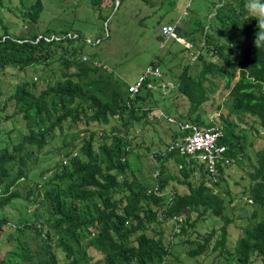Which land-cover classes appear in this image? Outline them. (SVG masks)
Here are the masks:
<instances>
[{"label":"trees","instance_id":"16d2710c","mask_svg":"<svg viewBox=\"0 0 264 264\" xmlns=\"http://www.w3.org/2000/svg\"><path fill=\"white\" fill-rule=\"evenodd\" d=\"M99 1L88 0V7L96 22L98 19L105 23L124 0H119L117 7L116 0ZM138 1L151 8L173 5V0ZM245 4L246 0H217L212 5L210 23L199 32L200 45L194 44L198 47L194 68L198 63L199 69L192 74L193 62L185 65L174 77V88L170 90V93L176 90L187 103L188 114L181 112L178 120L198 126L213 125L205 124L198 115L192 120L190 117L208 100L206 84L211 85V79L219 77L225 81L231 97L230 113L256 119L264 131V47L254 46L258 22ZM0 5L3 6L2 0ZM21 10L22 21L29 28L23 35L12 38L3 26L0 73L7 67H18L25 72L28 68L49 67L54 63L60 77L56 78L52 72L56 78L53 83L43 76L36 78L37 81L30 78L18 84L10 98L15 105L13 115L21 116L26 133L0 148V242L10 241L7 230L17 234L28 232L40 240L42 259L36 260L39 253H32L28 244L17 238L18 244L5 252L0 264H11L17 259L20 262L15 264H62L55 249L63 253V264H166L173 245L164 236L162 225L167 221H171V236H184L185 242L193 246L187 251L192 259L207 255L210 249V253L217 252L226 264H264V138L255 154V164L247 174L249 186L244 191L254 208L250 216L252 224L243 229L236 245L229 250L228 227L234 222L226 214L224 196L214 190L224 181L230 165H217L216 174L211 176L203 164L173 151L167 152L166 159L174 161L182 178L164 177L157 181L156 191L130 179L127 175V156L131 152L129 129L157 107L154 90L159 89L163 94L157 82L146 79L131 98L128 86L122 89L108 78L106 71L94 64V57L89 62L83 60L90 42L71 28L72 22L69 28L56 31L40 28L39 19L44 11L41 0L22 6ZM99 30L102 32L103 26ZM158 39L162 40L161 36ZM151 64L159 67L154 62ZM165 68L169 70L168 65ZM83 116L86 124L107 126L114 120L122 131L114 126L109 134L100 136L98 143L94 141L97 135L90 132L78 145V155L73 152L75 148L65 144L64 154L58 152L67 164H54V172L49 176H46L49 170L43 168L38 173L39 179H32L30 172L48 160L50 152L44 149L57 137L56 132ZM216 123L223 130L226 154L235 163L244 161L243 130L240 128L236 133L233 124L221 116ZM177 137L175 131L172 140ZM153 157L161 160L160 154ZM195 175L200 176L197 185L190 181ZM168 179L186 186L188 192H175L172 200L165 203L161 194ZM223 193L228 195L227 191ZM16 201L24 203L25 215L17 226L10 225L2 214ZM31 208L34 210L27 217ZM206 214L220 220L222 225L200 237L195 229ZM189 230L197 236L192 238Z\"/></svg>","mask_w":264,"mask_h":264},{"label":"rangeland","instance_id":"374dc122","mask_svg":"<svg viewBox=\"0 0 264 264\" xmlns=\"http://www.w3.org/2000/svg\"><path fill=\"white\" fill-rule=\"evenodd\" d=\"M41 1L44 4V11L39 19L40 28L56 31L69 28L68 25L72 22L71 28L77 30L85 36L87 42H90L91 47L87 49V54L82 55L83 60L89 62L94 57V64L102 67L106 71L107 77L117 82L122 89L130 84H135L145 74L146 68L152 62L159 64L163 82L173 84L174 77L178 76L182 68L191 62H193L191 73L196 74L199 69L198 63L194 68L198 47L194 44L195 42L199 43V32L202 29L205 30V27L210 23L209 14L213 10L212 5L217 3V0H173L171 7L155 5L151 8L138 0H124L119 9L117 11L114 9L104 23L98 19L97 22L94 20L95 14L91 13L88 0ZM34 2L35 0H2L0 33L3 32V26H5L12 38L23 35L29 27L22 21L21 9L22 6L28 7ZM95 2L100 1L95 0ZM250 15L252 14L250 13ZM167 22L177 26L180 30L177 40L158 39L160 27ZM101 26H103L102 32L99 30ZM167 65L170 71L165 70ZM56 70L57 64L53 63L49 67L28 68L25 72L18 67H7L0 73V148L10 141L15 142L22 134L26 133L21 116L13 115L15 105L10 98L16 86L30 78L37 81L36 78L39 76L46 77L48 82L53 83L54 79L60 77ZM52 72L55 73L56 78H53ZM99 74L101 73L99 72ZM211 81V85L206 84L209 90L208 100L198 108L197 114L191 116L190 119L192 120L198 115L201 121L207 124L209 122L216 123L220 116L226 118L233 124L236 133L240 131V128L243 130L241 133V136L243 135L242 143L246 145L245 160L232 163L226 169L224 181L214 190L221 192L224 196L227 206L226 214L234 222L228 227V249L232 250L241 237L243 229L252 224L250 216L254 208L249 205L244 191L248 189L247 174L254 166L255 154L263 144L264 131L256 119L230 113L231 97L225 87V81L219 77L212 78ZM39 88H43L42 82ZM153 97L157 107L144 120L133 123L132 129H129L128 139L131 140V152L127 156L129 167L127 175L130 179H135L142 186L150 189H154L157 186V181L164 177L182 178L174 161L166 159V147L173 141L172 135L177 130V126L168 123L165 117L178 120V114L188 110L187 103L178 96L176 90H173L172 93L166 90L162 94L159 89H156ZM159 111L163 115H158ZM180 116L182 117V115ZM114 126L122 131V127L114 120H111L107 126L96 123L86 124L84 116L76 123L64 124L56 132L57 137L44 149V151L50 152L48 160L45 163H39L40 165L38 164L39 166L37 165L30 172V177L35 181L39 179L38 173L43 168L49 170L46 176L53 174L54 167L52 166L58 162L63 164V161L66 160L59 153L63 152L65 148L67 149L65 144H70L72 148L76 149L73 152H77L78 145L84 138H88L90 132L97 135L94 141L98 143L101 141L100 136L103 133L109 134ZM250 144H252L251 147H249ZM154 154H160L161 160H156L153 157ZM190 181L193 185H197L200 176L195 175L194 178H190ZM225 191L228 192V195L223 193ZM175 192L183 194L188 190L186 186L177 184L176 180L168 179L164 193L161 194L165 203L172 200ZM115 198H119V195ZM33 210L31 208L26 216L28 217ZM2 214L10 221V225L16 224L15 226H17L25 216L24 203L16 201ZM194 217L195 215H192V218ZM221 225L220 220L218 221L211 214H206L205 219L198 223L195 230L200 237H203L213 228H219ZM162 228L165 238L167 240L170 238V241L173 242L166 264H226L222 257L217 256V252L210 253V249L207 251V255L194 259L188 257L187 251L193 246L185 242L184 236H171V221L164 223ZM6 232L9 233L7 238H10V241L4 242V244L0 242V258L6 251L15 248L18 244L17 238L19 242L28 244L32 253H39L38 247L41 246V242L32 234L28 232L17 234L12 230ZM188 234H191L192 238L197 236L193 234L192 230H189ZM55 250L59 263L63 264V253L60 249ZM41 256L40 253L37 254L36 260H39ZM17 262H20V259L12 260L11 264Z\"/></svg>","mask_w":264,"mask_h":264},{"label":"built area","instance_id":"2783aa9c","mask_svg":"<svg viewBox=\"0 0 264 264\" xmlns=\"http://www.w3.org/2000/svg\"><path fill=\"white\" fill-rule=\"evenodd\" d=\"M160 36L163 41L168 39L177 40V27L173 24H164L160 27ZM181 41V40H180ZM182 42V41H181ZM163 75L158 66L150 64L145 71V74L139 78L135 84L128 86V93L132 98L139 90V87L146 79H151L157 82L158 87L163 93L166 90L174 88V84L161 81ZM152 84L148 87L151 88ZM158 115H163L161 111ZM168 123L177 126L178 137L173 140L167 147V152H176L181 156L190 159H195L198 163L203 164L209 175L213 176L217 172V165H231L234 160L226 153L228 148L222 143L223 130L222 127L213 123L212 126H198L193 123L175 120L171 117H165ZM75 156V154H74ZM66 165L67 161H63ZM216 181V178H213ZM156 191V188H155Z\"/></svg>","mask_w":264,"mask_h":264},{"label":"clouds","instance_id":"9594fccd","mask_svg":"<svg viewBox=\"0 0 264 264\" xmlns=\"http://www.w3.org/2000/svg\"><path fill=\"white\" fill-rule=\"evenodd\" d=\"M245 7L258 22V31L254 34V46L256 48L264 47V0H246ZM178 31L179 29L177 27V33Z\"/></svg>","mask_w":264,"mask_h":264},{"label":"water","instance_id":"95a60500","mask_svg":"<svg viewBox=\"0 0 264 264\" xmlns=\"http://www.w3.org/2000/svg\"><path fill=\"white\" fill-rule=\"evenodd\" d=\"M118 4H119V0H116L115 7H117Z\"/></svg>","mask_w":264,"mask_h":264},{"label":"crops","instance_id":"0c3cea01","mask_svg":"<svg viewBox=\"0 0 264 264\" xmlns=\"http://www.w3.org/2000/svg\"><path fill=\"white\" fill-rule=\"evenodd\" d=\"M171 24V23H170Z\"/></svg>","mask_w":264,"mask_h":264}]
</instances>
